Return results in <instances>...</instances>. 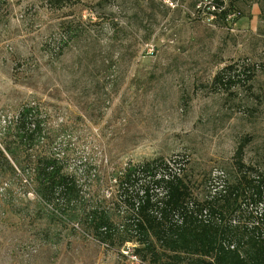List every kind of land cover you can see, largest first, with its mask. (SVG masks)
I'll return each instance as SVG.
<instances>
[{
  "label": "rangeland",
  "instance_id": "rangeland-1",
  "mask_svg": "<svg viewBox=\"0 0 264 264\" xmlns=\"http://www.w3.org/2000/svg\"><path fill=\"white\" fill-rule=\"evenodd\" d=\"M43 1L9 0L0 12V114L34 98L107 178L161 157L200 199L231 176L244 140V163L262 165L264 22L237 23L248 1L235 3L233 31L190 19L194 0H77L54 14ZM69 22L79 34L66 41ZM226 67L239 80L213 93ZM31 229L0 210V264H139L132 244L117 251L77 235L55 246Z\"/></svg>",
  "mask_w": 264,
  "mask_h": 264
},
{
  "label": "trees",
  "instance_id": "trees-1",
  "mask_svg": "<svg viewBox=\"0 0 264 264\" xmlns=\"http://www.w3.org/2000/svg\"><path fill=\"white\" fill-rule=\"evenodd\" d=\"M8 1L0 0V12ZM76 2L43 6L54 14ZM61 26L64 40L78 36L73 23ZM231 71L214 75L213 93L236 85ZM66 127L34 98L0 114V210L28 218L44 243L79 235L117 251L132 244L139 264H264V213L257 212L264 204V156L263 166L245 164V140L231 176L200 199L178 163L161 157L129 161L107 178L71 149Z\"/></svg>",
  "mask_w": 264,
  "mask_h": 264
},
{
  "label": "built area",
  "instance_id": "built-area-1",
  "mask_svg": "<svg viewBox=\"0 0 264 264\" xmlns=\"http://www.w3.org/2000/svg\"><path fill=\"white\" fill-rule=\"evenodd\" d=\"M238 1L240 0H194L188 15L190 19L207 27L215 28L219 23H222L230 31H233L239 15L235 9V3ZM164 2L166 3V1ZM173 5L177 6L178 4ZM133 258L139 262L136 257Z\"/></svg>",
  "mask_w": 264,
  "mask_h": 264
},
{
  "label": "crops",
  "instance_id": "crops-1",
  "mask_svg": "<svg viewBox=\"0 0 264 264\" xmlns=\"http://www.w3.org/2000/svg\"><path fill=\"white\" fill-rule=\"evenodd\" d=\"M248 0H243L240 1L241 3H246ZM249 7H248V14L249 17H242V12H241V17L239 21L237 22L239 25L244 26L247 22H249L251 25H257L259 23V14H260V7L257 2H254L253 0H249ZM246 21V22H245Z\"/></svg>",
  "mask_w": 264,
  "mask_h": 264
}]
</instances>
